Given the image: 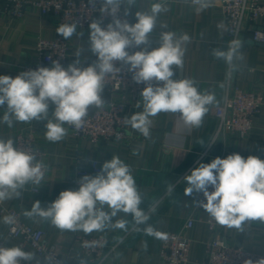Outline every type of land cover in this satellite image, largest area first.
<instances>
[{
	"label": "clouds",
	"instance_id": "clouds-1",
	"mask_svg": "<svg viewBox=\"0 0 264 264\" xmlns=\"http://www.w3.org/2000/svg\"><path fill=\"white\" fill-rule=\"evenodd\" d=\"M99 2L100 12L109 13L112 21L102 27L101 18L89 25V48L95 61L81 67L77 53V59L67 67L53 61L52 67L40 66L22 71L15 77L0 75V108L5 109L0 122L12 127L13 121L44 120L45 138L53 143L61 141L67 135L65 123L79 130L90 110L104 106L105 77L120 70L119 62L127 66L136 84L145 85L140 93L143 111L125 119L132 129L149 138L151 118L162 112L179 114L184 124L191 128L201 127L209 106L216 103L215 95L198 91L192 79L173 78L175 69L183 67L189 35L177 36L173 31H163L159 36V47L148 50L157 17L167 10L162 3H153L148 12L137 11L135 22L129 23L117 13L122 5H127V16L137 0ZM192 3L200 13L211 7L213 0H192ZM56 32L69 39L77 34V22L61 24ZM242 45L241 40L233 39L227 50L213 49L212 54L233 65L241 58ZM133 48L139 50L130 51ZM50 105H54L51 119ZM45 172L46 165L37 160L34 152L16 147L12 139L0 138V201L19 197L20 190L29 183L40 185ZM183 179L187 185L184 194L202 193L206 202L196 201L197 205L220 226L242 231L248 221L264 222V159L252 155L244 158L239 153L226 158L217 156L210 163H198ZM78 184V189L60 192L47 208H42L40 201L34 202L24 215L48 220L60 230L84 233L109 227L125 229V220L112 222L120 212L131 214L137 225L145 224L149 219L140 208L142 197L130 166L119 156L105 161L94 176L83 175ZM3 223L14 224L15 217L5 216ZM145 231L158 238L162 236L151 226ZM33 259V253L19 246L0 245V264H22ZM259 264H264V259Z\"/></svg>",
	"mask_w": 264,
	"mask_h": 264
},
{
	"label": "crops",
	"instance_id": "crops-1",
	"mask_svg": "<svg viewBox=\"0 0 264 264\" xmlns=\"http://www.w3.org/2000/svg\"><path fill=\"white\" fill-rule=\"evenodd\" d=\"M220 3L221 0H213L211 7L197 13V6L192 0H169L163 4L167 10L158 15L156 27L149 37L148 49H153L159 47V36L163 31H173L177 36L189 35L190 41L186 44L183 67L175 69L176 75L173 78L192 79L198 91L215 95L216 103L209 106V112L205 115L201 127L191 128L184 124L179 114L162 112L151 118L149 138L127 125V134L132 137L130 142L100 148L87 140L75 138L65 125L67 135L61 141L53 143L45 138L44 120L31 123L13 121L12 127L0 122V138L5 140H13L15 134L33 125L37 144L45 152L46 163L50 169L48 176L39 186L38 193L28 191L25 185L20 190L19 197L5 200V206L10 209L20 208L23 211V221L45 232L47 239L60 246L68 264H87L82 260L76 236H103L113 243L136 224L131 214L120 212L112 222L125 220V229L109 227L103 231L84 233L79 230H60L48 220L24 215L36 201H40L42 208H47L60 192L78 189V181L82 177L77 174L78 159L86 162L84 170L94 176L96 172L91 169V162L97 161L101 167L105 161L111 160L112 156H119L130 166L135 178L142 197L140 208L146 214L157 204L148 215L147 222L140 224L130 233L107 264H164L159 257L160 238L148 235L145 229L151 226L160 233L176 232L192 211L195 193L192 196L184 194L187 185L182 177L193 164L196 155L205 149L215 129L216 120L212 110L223 102L226 83L231 82L242 90L264 94V47L249 43V30L243 35L244 43L240 49L241 58L236 60L235 77L229 64L212 54L213 49L227 50V26ZM261 3L264 5V0H261ZM152 4L150 0H137L129 13L148 12ZM122 7L124 10L128 8L127 5ZM165 25L167 27H164ZM255 27L264 32V16L258 19ZM56 29L55 22L43 17L36 8L29 10L20 20L0 19V75L15 77L20 73L13 67L15 64L34 62L38 40L56 39L59 36ZM89 33H77L69 38L73 57H77L79 53V59L87 65L96 59L89 48ZM53 111L54 108L49 110L50 119ZM141 111L143 108H131L127 117ZM4 112L5 109L0 108V121ZM215 151L217 153L219 148ZM233 153H239L244 158L252 155L264 159V107L261 114L254 119L250 134L246 138H234L230 142L228 155ZM3 217L5 215H2L0 210V235L8 229V224L3 223ZM210 219L213 218L205 210L196 213V223L187 232V237L191 240L187 264H203L206 246L216 236L226 238L230 246H241L248 252L264 254V222L248 221L243 225L242 231L216 223L215 230H211L208 225Z\"/></svg>",
	"mask_w": 264,
	"mask_h": 264
},
{
	"label": "built area",
	"instance_id": "built-area-1",
	"mask_svg": "<svg viewBox=\"0 0 264 264\" xmlns=\"http://www.w3.org/2000/svg\"><path fill=\"white\" fill-rule=\"evenodd\" d=\"M150 1L165 4L169 0ZM100 7L99 0L95 3L90 0H0V19L20 20L29 10L36 8L43 17L53 20L57 27L61 24L77 22V33L85 34L90 32L89 25L93 20L103 18L102 27L112 21L109 13L100 12ZM220 9L227 26V48L230 41L243 37L246 30L251 32L252 42L264 43V32L255 27L258 19L264 16V5L261 0H221ZM117 15L122 20L127 19L129 23L135 22V14L129 13L125 16L122 6ZM137 50L139 49H130L132 52ZM76 59L77 57H73L71 53L69 39H64L59 35L54 40L40 38L37 42L34 62H18L13 67L22 72L40 66L52 67L53 61H59L67 67ZM80 66L88 65L81 62ZM229 66L233 71L237 68L236 61ZM117 67L120 69L118 72L105 77V88L102 93L106 101L104 106L90 110L89 115L84 118V126L79 130L67 123L64 124L75 138L87 140L100 148L130 142L132 137L127 134L125 123V119L128 118L127 112L131 108H143L140 93L145 85L136 84L132 80L127 66L117 62ZM263 107L264 94L262 92L242 90L231 82H227L223 102L212 110V115L216 120L215 129L205 149L196 155L193 164L184 176L200 162L210 163L217 156L226 158L230 142L234 138L243 139L250 134L254 119L261 114ZM53 108L54 105H50L49 110ZM13 141L16 147L34 152L37 160L46 165L41 185L50 169L46 163L45 152L37 144L33 125L15 134ZM217 148L219 151L216 153ZM76 165L78 176L87 174L84 170L86 166L84 160L78 159ZM90 167L96 173L101 168L97 161L91 162ZM40 185L29 183L26 189L38 193ZM196 201H205L202 193L193 196L192 211L178 231L161 233L159 257L164 264H187L189 262L191 240L187 237V232L196 223V213L204 210L197 205ZM156 205L146 213L147 216L153 212ZM0 210L2 215L15 217V223L8 225L7 231L0 235V245L19 246L24 251L34 254L32 261L22 262V264H68L60 246L47 239L45 232L23 221V211L20 208H7L4 200L0 201ZM208 225L211 230H215L214 219L208 220ZM139 226L135 224L113 243L103 236H76L75 240L79 244L82 260L87 264L109 263L124 240ZM261 259H264V254L248 252L241 246H230L226 238L216 236L206 246V258L203 264H249V261H252V264H259Z\"/></svg>",
	"mask_w": 264,
	"mask_h": 264
},
{
	"label": "water",
	"instance_id": "water-1",
	"mask_svg": "<svg viewBox=\"0 0 264 264\" xmlns=\"http://www.w3.org/2000/svg\"><path fill=\"white\" fill-rule=\"evenodd\" d=\"M239 40H241L243 43H244V37H241ZM250 44H252V45H257V46H261V47H264V43H256V42H249ZM236 72H237V68H235L234 70H233V74H234V77H235V75H236Z\"/></svg>",
	"mask_w": 264,
	"mask_h": 264
}]
</instances>
